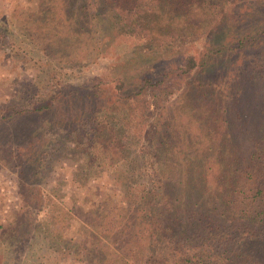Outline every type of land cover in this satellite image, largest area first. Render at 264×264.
I'll return each mask as SVG.
<instances>
[{
	"label": "trees",
	"instance_id": "16d2710c",
	"mask_svg": "<svg viewBox=\"0 0 264 264\" xmlns=\"http://www.w3.org/2000/svg\"><path fill=\"white\" fill-rule=\"evenodd\" d=\"M88 1L81 3L83 10ZM126 1L131 0H106L109 12L101 14L108 18L114 10L118 11L130 30L140 24L142 27L146 21L151 26L157 21H172L181 28L187 20L206 34L197 52H187L180 61L165 65L158 75L140 71L134 85L130 86L133 83L128 80L126 71L115 74L114 91H132L129 95L134 97L144 86H151L152 92V86L166 77L169 83H175L190 73L196 80L189 85L190 96L195 99L191 104L195 118L190 119V125L181 123L153 139L134 131L131 139L135 141L139 140L138 136L156 141L145 152L144 160L153 164L156 181L140 174L147 171L131 161L132 155L125 149L127 145L115 138L118 131L113 124H108V130L88 124V142L85 144L84 139L80 145L86 153L83 163L92 158L90 165L97 160L96 165L102 162L110 166L124 199L123 204L106 208V218L95 219L85 227V239L77 241L85 264H264V44L251 60L243 62L236 54L247 39L264 33V17L255 29L243 35L235 24L236 17L230 15V6L221 9L217 5L221 0L213 6L209 0H134L131 4ZM71 2L73 0H47L43 11L28 6L24 14L14 16L9 21L15 29L9 33L14 38L11 45H17L16 40L22 34L45 36L49 37L48 42L57 44L55 50H64L61 55L70 57L71 51L67 49L80 36L72 23ZM93 10L95 18L102 17L97 8ZM247 12L264 15V0L253 2ZM190 15L196 16L197 21H191ZM178 26L175 29H180ZM47 41L39 40V43L48 44ZM167 45L166 42L157 45L146 57L148 61L167 52ZM217 65L219 71L215 72ZM205 71L213 74L210 82L203 77ZM40 75L38 71L37 81ZM200 87L208 88L196 91ZM42 107L45 104L34 106ZM10 108L13 105L7 107V113L0 112V143L14 136L12 142L17 145L18 157L27 160L32 155L28 152L31 141L43 138L45 122L9 128L5 122L20 113L18 108ZM221 110L230 115L213 116L214 111L220 114ZM83 113L91 114L86 110ZM145 116L144 109L140 110L137 121ZM212 117L213 121L218 120L217 126L207 133V123ZM69 122L74 123L75 117L68 116L64 124ZM151 127L148 126L149 131ZM225 130L219 138L216 131ZM56 140L60 143V135ZM155 158L156 164L152 162ZM169 160L170 167L166 165ZM22 163L23 177L27 179L29 167H25V161ZM194 177L201 182H195ZM223 214L226 217H222ZM23 225L8 222L2 226L0 264H42L40 257L45 251L39 254L34 247H29L23 260H16L17 253L11 247L25 234L26 226L20 231ZM42 233L46 235L42 238L43 244L51 246L48 251L61 250L62 246H56V242L62 237L49 230ZM68 248L70 245L65 246Z\"/></svg>",
	"mask_w": 264,
	"mask_h": 264
},
{
	"label": "rangeland",
	"instance_id": "374dc122",
	"mask_svg": "<svg viewBox=\"0 0 264 264\" xmlns=\"http://www.w3.org/2000/svg\"><path fill=\"white\" fill-rule=\"evenodd\" d=\"M133 1H126V4ZM216 1L209 0V4L213 6ZM257 1L221 0L217 5L221 9L230 6V15L232 18L236 17L235 24L245 35L255 29V25L264 17L260 13L247 12L251 4ZM46 2L47 0H0V112L7 113L5 110L10 105L13 108L9 110H20L19 114H13V118L5 122L9 128L11 125H15L17 129L22 125L28 127L35 121L45 122L42 130L45 140L41 138L31 141L28 152L32 155L27 160L18 157L17 145L12 142L15 141L14 136L8 142L0 143V230L8 222L24 223L20 231H24L26 226L25 234L11 247L17 253V262L23 260L29 247H34L39 254L45 251L40 257L42 260L39 258L42 264H85L77 243L79 239H85V227L95 219L106 218V208H115L123 204L124 199L110 166L106 167L102 162H97L96 165L97 160L90 165L94 160L92 158L83 163L86 153L85 148H80V145L84 139L85 144L88 142L86 135L89 132L86 127L88 124H95L108 130V124H113L118 131L115 138L127 145L125 149L132 155L131 161L149 172L143 174L141 171L140 174L156 181L157 174L152 170L153 164L144 161L145 152L156 144L152 140L155 136L169 128L175 129L181 123L190 125V119L195 118L191 106L195 99L190 96L192 88L189 85L190 81L196 80L189 76L190 73L180 77L175 83H169V78L166 77L163 82L152 86V92L151 86L147 85L132 97L129 95L132 91H114L113 77L126 71L132 86L140 71L147 70L151 75H158L165 65L180 61L187 52H197L206 31H200V28L197 30L187 20L181 28L172 21H157L152 26L146 21L142 23V27L140 24L130 30L122 22L124 18L118 11L114 10L108 18L101 14L109 12L106 0H89L86 10L81 6L83 0H73L69 11L71 10L72 23H75L74 27L81 37H78L79 40L76 38L68 47L70 57L68 54L61 55L64 50H55L57 44L48 42L49 37L45 36L29 37L28 34H19L21 38L16 40L17 45H11L14 38L9 33L15 32V29L9 21L14 16L24 14L28 6L43 11L47 7ZM94 7L102 17L95 18ZM259 7L263 9V5ZM188 18L197 21L196 16L190 15ZM177 26L180 29H175ZM39 40L47 41L48 44H40ZM165 42L168 44L167 52L163 51L155 60L148 61L146 57L151 51ZM263 44L264 33L253 35V39H247L239 53H236L237 59L243 62L251 60ZM38 71L41 78L37 81ZM214 71H219L218 65ZM211 73L203 72V77L208 78V82L214 78ZM94 83L98 85L95 86ZM207 88L200 87L196 91ZM39 103L45 104V107L34 108ZM142 109L146 116L142 121H137L136 117ZM83 110L91 114L84 115ZM223 111L220 114L214 111L213 116L230 115ZM68 116L75 117V122L65 125L64 121ZM213 119L214 117L207 123V133L217 126L218 120ZM148 126L154 128L151 127L149 131ZM68 129L70 131L67 133ZM135 130L139 131V135L146 134L152 139L147 140L148 137L143 136H138L140 138L136 141L131 139ZM204 131L205 129L203 134ZM216 132L220 138L226 130ZM59 135L62 139L60 143L56 140ZM41 141H44L43 144H40ZM40 146L44 147L38 151ZM169 159L172 160V156ZM170 160L166 165L171 164ZM24 161L25 167H29L27 177L32 179L23 177L21 165H24ZM152 162L156 164L157 159ZM139 179L138 177L136 181ZM194 181L201 182L195 177ZM203 196L206 197L205 192ZM222 217H226V214ZM43 230H49L63 238L56 242V246H62L61 250H47L51 246L43 244L42 238L45 239L43 236H46L42 233ZM67 245L70 248L65 249Z\"/></svg>",
	"mask_w": 264,
	"mask_h": 264
}]
</instances>
